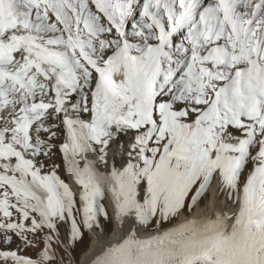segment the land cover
<instances>
[{
    "label": "snow or ice",
    "instance_id": "1",
    "mask_svg": "<svg viewBox=\"0 0 264 264\" xmlns=\"http://www.w3.org/2000/svg\"><path fill=\"white\" fill-rule=\"evenodd\" d=\"M102 220L90 264H264V0H0V264Z\"/></svg>",
    "mask_w": 264,
    "mask_h": 264
},
{
    "label": "bare ground",
    "instance_id": "2",
    "mask_svg": "<svg viewBox=\"0 0 264 264\" xmlns=\"http://www.w3.org/2000/svg\"><path fill=\"white\" fill-rule=\"evenodd\" d=\"M121 135H122L121 143H125L128 140V137L123 136V134ZM109 156H110V162H115L117 167L121 166V164H123L126 160V157L123 155L121 151H117L114 157H113V153L110 152ZM68 182L72 184V181H68ZM207 195H208L206 200L207 202L205 205L200 204L197 208H195V210L190 214V216L184 212L183 215L180 217V219L183 220L185 218L193 219L204 216H212L215 212H221V211L224 212L235 211L231 203L226 200L225 195L218 193L215 182L209 188ZM112 222L114 225L113 231L110 232L109 234L106 233V230H108L107 228L108 224L106 221L103 220H102V230H96L91 233L88 232L91 237L90 246L86 251H84V253H82L79 262L76 261L77 262L76 264H90L91 260L100 252H102L106 246H108L111 243L117 242L123 238L124 231L121 229V227L115 220H112ZM103 229H105V231ZM153 234H155V230L154 231L150 230L149 232L141 233L140 235L144 237Z\"/></svg>",
    "mask_w": 264,
    "mask_h": 264
},
{
    "label": "rangeland",
    "instance_id": "3",
    "mask_svg": "<svg viewBox=\"0 0 264 264\" xmlns=\"http://www.w3.org/2000/svg\"><path fill=\"white\" fill-rule=\"evenodd\" d=\"M62 177L66 178V176L62 173ZM71 184V183H70ZM207 194L205 195L204 198H202L197 205L192 209L193 211L195 210V208H197L200 204L205 205L206 204V200H207ZM185 213H188V210L185 211ZM108 224V230H106V233L109 234L110 232L113 231V222L112 220L110 221H106ZM104 223V222H103ZM166 226V225H165ZM168 227V226H166ZM105 231V229H103ZM154 231V230H151ZM91 243V237L89 235V233L87 231H85V238L82 242H79L72 250H71V255H66L65 259L66 260H71L73 262V264H76L77 262H79L80 256L82 255V253H84V251H86L88 249V247L90 246ZM30 255H34L33 253H29ZM77 261V262H76Z\"/></svg>",
    "mask_w": 264,
    "mask_h": 264
}]
</instances>
